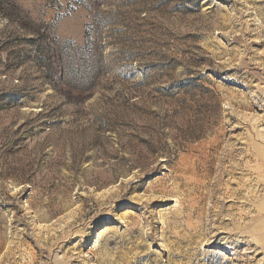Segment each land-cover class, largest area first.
<instances>
[{
	"label": "rangeland",
	"instance_id": "374dc122",
	"mask_svg": "<svg viewBox=\"0 0 264 264\" xmlns=\"http://www.w3.org/2000/svg\"><path fill=\"white\" fill-rule=\"evenodd\" d=\"M0 264H264V0H0Z\"/></svg>",
	"mask_w": 264,
	"mask_h": 264
},
{
	"label": "bare ground",
	"instance_id": "6f19581e",
	"mask_svg": "<svg viewBox=\"0 0 264 264\" xmlns=\"http://www.w3.org/2000/svg\"><path fill=\"white\" fill-rule=\"evenodd\" d=\"M251 157V156H250ZM244 161V160H243ZM243 173V172H242ZM253 175V174H252ZM135 260H138V258L137 259H135ZM136 263H137V261H136Z\"/></svg>",
	"mask_w": 264,
	"mask_h": 264
}]
</instances>
